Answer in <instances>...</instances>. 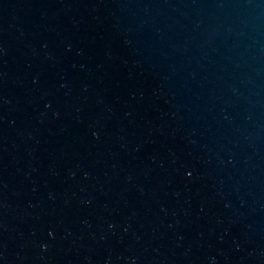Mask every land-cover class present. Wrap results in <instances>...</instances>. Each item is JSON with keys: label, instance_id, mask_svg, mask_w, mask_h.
<instances>
[{"label": "water", "instance_id": "water-1", "mask_svg": "<svg viewBox=\"0 0 264 264\" xmlns=\"http://www.w3.org/2000/svg\"><path fill=\"white\" fill-rule=\"evenodd\" d=\"M246 264H264V227Z\"/></svg>", "mask_w": 264, "mask_h": 264}]
</instances>
